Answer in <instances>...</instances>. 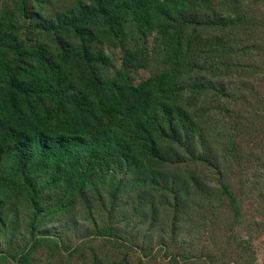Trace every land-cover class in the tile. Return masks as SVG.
Listing matches in <instances>:
<instances>
[{
    "label": "trees",
    "instance_id": "16d2710c",
    "mask_svg": "<svg viewBox=\"0 0 264 264\" xmlns=\"http://www.w3.org/2000/svg\"><path fill=\"white\" fill-rule=\"evenodd\" d=\"M40 1L48 3V0H3L0 4V246L8 245V250L0 253V263L12 259L14 264H29L42 250L50 257L69 251L61 235L38 233L54 214L55 204L46 197L49 191L59 193L67 201L59 210L79 200L89 209L93 206L90 200L96 199L101 207L92 215L97 236L111 244L118 241L121 233L114 222L115 210L110 214L105 210L108 202L115 206L124 198L125 180L118 176H123L126 168L141 171L145 161L151 167H158L161 143L191 144L193 130L200 128V121L208 117L207 112L214 111L221 116L218 123L228 143L225 158H233L213 165L216 181L208 183L199 179L194 184L200 198L204 196L213 203L204 214L205 228H216V221L211 218L218 219L220 212L230 214L233 219L226 229L220 226L222 236L211 240L200 234V239L211 240L219 248L217 253L226 246L230 252L223 253L224 256L242 258L234 229L239 224L237 219L247 194L257 204L249 209L252 218L260 217L264 221L261 189L264 94L255 89L262 101V115L256 120L260 121L261 131L254 147L249 149V157L245 147L236 145L241 114L236 112L235 94L223 78L213 89L198 85V89L190 91L185 106L186 89L178 87L175 70L194 38L188 35L184 41L181 32L220 25L213 11H199V4L206 0H91L90 4L80 2L65 9L56 19L47 16L46 2L41 9ZM254 2L258 4L259 0ZM172 4L176 16L168 12ZM251 17L252 14L245 16V22L254 26ZM127 21L140 27L145 36L156 29L160 39L171 36L166 40L169 59L165 63L169 73L136 84L130 71L139 66V59L131 49L125 48L119 77L106 79L91 51L90 30L98 24L115 37L125 38ZM177 21L183 22L181 28ZM27 24L29 31L24 30ZM171 31L174 33L170 34ZM252 47L257 51L260 45L254 42L248 46ZM101 56L105 57L103 50ZM77 66L83 79L79 89L74 75ZM204 95H212L209 104L192 112ZM157 98H162L159 115L155 111ZM130 100L133 104L124 108ZM137 101L141 112L135 115L133 106ZM233 139L238 149L235 156ZM202 146L205 152V145ZM197 153L195 149L194 154ZM109 174L114 177L110 187L105 184ZM156 180L153 175L148 178L153 185L168 187ZM88 188L93 195H86ZM171 190L176 194L175 189ZM78 194L81 197L76 198ZM180 217L176 210L177 222ZM19 229L25 231L26 237L19 235ZM251 239L246 242L252 243ZM188 250L190 247L179 249L180 256L168 264H187L191 258ZM69 255L74 257L78 253ZM123 264H127V259ZM237 264L242 263L237 261Z\"/></svg>",
    "mask_w": 264,
    "mask_h": 264
},
{
    "label": "rangeland",
    "instance_id": "374dc122",
    "mask_svg": "<svg viewBox=\"0 0 264 264\" xmlns=\"http://www.w3.org/2000/svg\"><path fill=\"white\" fill-rule=\"evenodd\" d=\"M2 1L0 0V4ZM45 2L40 1L41 9ZM80 2L90 4L91 0H48L44 10L49 18L56 19L65 9L73 8ZM199 6L200 12L213 11L220 25H213L211 29L193 27L194 32L187 29L181 32L184 41L188 35H192L194 40L176 63L175 79L180 89H186L183 96L185 106L189 102L190 91L198 89V85L213 89L224 79L235 94L236 112L241 114L240 128L235 134L236 145L245 147L249 157V149L254 147V141L260 137L261 131L258 125L260 121L256 120L262 115V101L257 98L255 89L264 94V0H259L258 4L254 0H206ZM168 12L171 16H176L173 4L168 7ZM251 14L254 26L245 22V16L247 18ZM129 21L124 31L125 38L115 37L107 28L98 24L90 30L91 51L106 79L119 77L123 70L125 48L131 49L139 59V66L130 71L136 84L155 75L169 73L165 63L169 59L166 40L171 36L158 38L161 36L157 29L145 36L140 27ZM182 23L177 21L176 25L181 28ZM24 30H30L28 24ZM172 33L174 31L170 34ZM248 42H257L260 48L256 51L252 47V50L248 48L251 44ZM102 50L105 57L101 56ZM74 75L79 89L83 79L78 66ZM210 98L212 95L202 96L196 109L191 111L195 113L196 110L205 108ZM131 103L133 104L132 100L125 102L124 108ZM161 105L162 98H157L155 111L158 115L162 112ZM133 112L135 115L141 112L138 101L133 106ZM219 115L216 111L207 112L208 117L200 121V128L193 130L191 144L161 141L158 167H151L145 161L144 165L141 163V171L126 168L123 176H118L125 180L124 198L115 206L109 202L105 206L108 214L112 209L115 210L114 222L118 224L121 233L119 240L113 244L98 237L94 229L92 215L101 208L96 199L90 200L93 206L89 209H86V203L79 200L59 210V206L66 205L67 201L55 191L47 192L46 197L55 204V210L48 219V224L40 228L38 233L53 237L61 235L69 251L50 257L46 250H42L29 264H123L126 259L127 264H168L170 260L180 256L179 249L184 251L188 247L191 258L187 264H237V261L242 264H264V221L260 217L252 218L249 209L257 204L251 195L247 194L243 198L241 216L237 219L239 224L234 229L239 252H243L242 258L224 256L223 253L230 252L226 246L217 253L219 248H215L211 241L223 235L220 226L224 229L230 226V220L233 219L230 214L220 212L218 219L212 217L211 220L216 221L214 229L204 226L205 211L213 203L204 196L200 198L201 193L194 183L199 179L208 183L216 181L218 176L213 165L216 167L217 164H224V160L233 158H225L228 143L225 142L226 135L222 125L218 123V118H221ZM133 119L136 120L137 117L133 116ZM232 142L235 156L238 149L234 139ZM195 149L199 151L196 155ZM152 175L156 176V181L168 187L162 189L161 186L148 182ZM113 183L114 177L109 174L105 184L110 187ZM171 189H175L176 194ZM261 189L264 191V182ZM62 195L64 197L63 192ZM86 195H93L91 188L86 190ZM78 197L81 195H76ZM176 210L180 212V222L175 219ZM18 231L19 235L26 237L25 231ZM200 234L207 235L211 240L200 239ZM250 237L252 243L246 242ZM62 246L65 248V245ZM4 250H8V245L0 246V253ZM70 252L78 255L71 257ZM0 264H14V261L8 259Z\"/></svg>",
    "mask_w": 264,
    "mask_h": 264
}]
</instances>
